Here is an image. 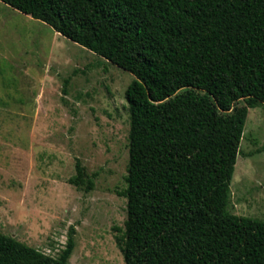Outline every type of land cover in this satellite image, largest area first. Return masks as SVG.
I'll list each match as a JSON object with an SVG mask.
<instances>
[{
	"label": "trees",
	"instance_id": "trees-1",
	"mask_svg": "<svg viewBox=\"0 0 264 264\" xmlns=\"http://www.w3.org/2000/svg\"><path fill=\"white\" fill-rule=\"evenodd\" d=\"M134 80L124 264H264V221L228 212L249 109L264 105V0H0ZM69 183L89 192L77 161ZM0 233V264H69Z\"/></svg>",
	"mask_w": 264,
	"mask_h": 264
},
{
	"label": "rangeland",
	"instance_id": "rangeland-1",
	"mask_svg": "<svg viewBox=\"0 0 264 264\" xmlns=\"http://www.w3.org/2000/svg\"><path fill=\"white\" fill-rule=\"evenodd\" d=\"M125 72L0 2V233L69 264H124ZM79 162L89 192L69 183ZM230 214L264 221V105L248 110Z\"/></svg>",
	"mask_w": 264,
	"mask_h": 264
}]
</instances>
